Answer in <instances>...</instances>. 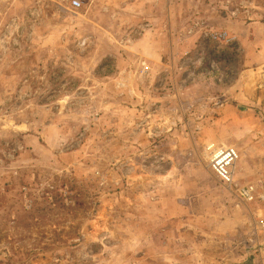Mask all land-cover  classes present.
<instances>
[{"label": "rangeland", "instance_id": "obj_1", "mask_svg": "<svg viewBox=\"0 0 264 264\" xmlns=\"http://www.w3.org/2000/svg\"><path fill=\"white\" fill-rule=\"evenodd\" d=\"M72 1L0 0V264H259L264 0Z\"/></svg>", "mask_w": 264, "mask_h": 264}, {"label": "built area", "instance_id": "obj_2", "mask_svg": "<svg viewBox=\"0 0 264 264\" xmlns=\"http://www.w3.org/2000/svg\"><path fill=\"white\" fill-rule=\"evenodd\" d=\"M73 5L78 6L79 1L73 0ZM205 151L208 157L209 166L214 171L217 178L228 187L234 186L236 193L244 198L251 197L252 187L237 186L234 179V166L238 157L237 152L232 147L216 146L209 143L205 146ZM259 264H264V237L261 238L258 245Z\"/></svg>", "mask_w": 264, "mask_h": 264}]
</instances>
